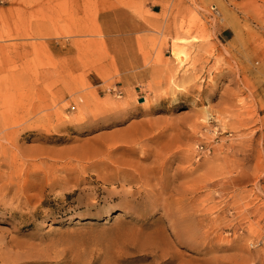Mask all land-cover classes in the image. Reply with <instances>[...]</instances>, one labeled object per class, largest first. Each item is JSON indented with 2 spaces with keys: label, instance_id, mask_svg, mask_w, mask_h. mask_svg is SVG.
I'll return each mask as SVG.
<instances>
[{
  "label": "rangeland",
  "instance_id": "rangeland-1",
  "mask_svg": "<svg viewBox=\"0 0 264 264\" xmlns=\"http://www.w3.org/2000/svg\"><path fill=\"white\" fill-rule=\"evenodd\" d=\"M132 1L0 0V264H264V0H193L130 87L80 37Z\"/></svg>",
  "mask_w": 264,
  "mask_h": 264
},
{
  "label": "crops",
  "instance_id": "crops-1",
  "mask_svg": "<svg viewBox=\"0 0 264 264\" xmlns=\"http://www.w3.org/2000/svg\"><path fill=\"white\" fill-rule=\"evenodd\" d=\"M192 1L133 0L130 6L118 5L101 10L97 15L101 34L82 35L83 50H86V39H89L93 47L100 46L109 53V68L118 71L122 85H147L161 68L164 69L165 66L156 60L157 54L161 50L168 56L172 38L182 33V22L188 21L195 8ZM195 2L201 3V0ZM212 6L218 8L216 4ZM222 16L221 13L217 20H222ZM224 21L231 23L232 19L228 17ZM212 31L213 42L218 46L236 42L237 33L231 24L222 26L217 22ZM165 37L166 42L163 41ZM91 75L97 76L93 71L88 77Z\"/></svg>",
  "mask_w": 264,
  "mask_h": 264
},
{
  "label": "built area",
  "instance_id": "built-area-1",
  "mask_svg": "<svg viewBox=\"0 0 264 264\" xmlns=\"http://www.w3.org/2000/svg\"><path fill=\"white\" fill-rule=\"evenodd\" d=\"M211 16L215 19L220 18L221 12L216 6H211Z\"/></svg>",
  "mask_w": 264,
  "mask_h": 264
},
{
  "label": "bare ground",
  "instance_id": "bare-ground-1",
  "mask_svg": "<svg viewBox=\"0 0 264 264\" xmlns=\"http://www.w3.org/2000/svg\"><path fill=\"white\" fill-rule=\"evenodd\" d=\"M131 136V135H130ZM143 173V172H142ZM145 175V173H143V176ZM142 179V178H141ZM166 187H170V184L169 183H166L165 185Z\"/></svg>",
  "mask_w": 264,
  "mask_h": 264
},
{
  "label": "water",
  "instance_id": "water-1",
  "mask_svg": "<svg viewBox=\"0 0 264 264\" xmlns=\"http://www.w3.org/2000/svg\"><path fill=\"white\" fill-rule=\"evenodd\" d=\"M140 100H141V101H144V98H141Z\"/></svg>",
  "mask_w": 264,
  "mask_h": 264
}]
</instances>
